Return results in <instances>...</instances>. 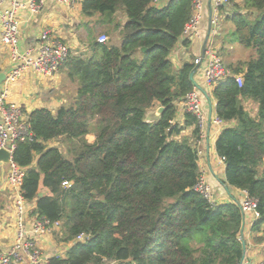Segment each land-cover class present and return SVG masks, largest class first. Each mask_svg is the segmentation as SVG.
<instances>
[{"label":"trees","instance_id":"1","mask_svg":"<svg viewBox=\"0 0 264 264\" xmlns=\"http://www.w3.org/2000/svg\"><path fill=\"white\" fill-rule=\"evenodd\" d=\"M82 0L85 16L114 22L125 13L120 44L93 41L88 53L70 55L63 67L77 83L69 105L39 108L28 116L33 140L19 141L14 161L26 169L22 193L33 213L62 221L63 240L75 241L65 257L47 264H241L245 214L236 201L212 204L197 184L201 127L186 112L191 138L176 119L178 102L197 85L186 61L171 59L193 13L192 0ZM230 9L238 42L254 50L234 77L212 88L218 117L228 123L216 150L225 183L256 198L264 224V0ZM245 9V10H244ZM243 10V11H242ZM142 47L147 50H141ZM245 100L258 104L257 116ZM164 107L157 121L148 111ZM96 136L93 142L88 134ZM62 138L67 153L49 142ZM72 182L71 187L63 181Z\"/></svg>","mask_w":264,"mask_h":264},{"label":"crops","instance_id":"2","mask_svg":"<svg viewBox=\"0 0 264 264\" xmlns=\"http://www.w3.org/2000/svg\"><path fill=\"white\" fill-rule=\"evenodd\" d=\"M10 0H8L9 2ZM23 2H31L33 0H21ZM163 1V0H162ZM207 8L204 19L200 28V35L190 39V45L184 46L181 42L173 49L171 59L176 68H179L183 62L193 61L194 58L201 56L203 43L209 28V0H206ZM242 6L243 0H235ZM214 8V0L211 1ZM231 12L230 9H227ZM225 11V10H224ZM243 11V10H242ZM230 12L224 14L221 21V30L215 37H210L214 40L219 48V52L225 65L232 69L241 65L245 61H240L237 64L233 63L236 55L234 40L232 39V27L227 24ZM121 15H116L114 22L101 20L98 16H85L82 12V0H73L71 4L61 3L59 0H45L39 11H33L26 7L20 11V48L22 51L34 49L39 45L40 35L45 28H50L54 33L64 39L71 50V53H88L93 41L98 40L102 34L108 35L110 29L116 30L114 23L123 25L127 21V16L123 12ZM118 13V14H119ZM232 13V12H231ZM233 15V14H232ZM223 16V15H222ZM121 19V23L120 20ZM232 21V20H231ZM119 26V32L120 28ZM96 31H105L101 34H96ZM120 41V36L118 37ZM110 40V38H109ZM118 41V42H119ZM247 61V60H246ZM205 63L201 64L198 71L194 75L195 82L207 91L210 96V101L205 96L204 111L206 113L205 128L202 137L197 141L192 137L193 126L185 125L186 109L182 101L178 102V111L176 119L179 124L185 125L182 130V135L187 136L196 142L198 149L202 151L199 155V166L204 175L205 180L213 187L214 195L217 203H226L237 201L240 202L246 195L244 190L229 186L225 183V163L221 162L220 156L216 150V141L222 130L235 123L225 121L221 131L214 124V119L217 117L216 99L212 94V89L208 88L204 77ZM13 69V63L10 59L9 50L1 42L0 34V73L4 72L7 75ZM2 88H7V101L19 104L25 115L29 116L31 112L39 108H50L53 111L63 105H69L77 90V83L68 78L65 68L62 66L59 72L51 77H44L33 69H29L22 77L12 81L2 83ZM1 88V89H2ZM245 107L252 116H257L258 104L245 100ZM160 103H156L153 108L148 111L147 116L149 121H157L158 109ZM153 111V115L150 113ZM2 117L0 114V122ZM96 138L94 134H88L87 139ZM7 166L0 162V251H8L16 237L15 224V209L12 204V190L7 182ZM30 207L31 218L36 216L33 213L35 202L28 203ZM244 212V211H243ZM245 221L241 233V239H244L246 248L242 264H260L264 262V224L260 229L255 230L253 226L260 217L256 218L252 212H244ZM62 229L59 232L46 234L39 238L37 245L41 250L43 257L48 261L53 256L60 255L65 257L67 251L72 247L73 241L63 240Z\"/></svg>","mask_w":264,"mask_h":264},{"label":"built area","instance_id":"3","mask_svg":"<svg viewBox=\"0 0 264 264\" xmlns=\"http://www.w3.org/2000/svg\"><path fill=\"white\" fill-rule=\"evenodd\" d=\"M61 3L71 4L73 0H59ZM168 0H154L153 5L162 7ZM193 13L190 20L186 23L182 39H191L200 35V28L205 16L207 2L206 0H192ZM45 0H33L23 2L21 0H0V34L1 42L7 47L10 59L13 63V69L7 75L6 82H12L22 77L29 69H33L44 77L55 75L65 64L71 55L68 43L57 36L50 28L43 29L39 45L34 49L22 51L20 48L21 21L19 13L26 7L33 11H39ZM235 0H214L212 31L211 35L216 36L221 30V21L223 19L219 6H234ZM98 41L107 43L109 36L102 34ZM180 43V42H179ZM205 63L204 77L208 88L212 89L220 81L229 77H234L237 83L242 85L243 75L235 73L227 67L221 57L219 48L214 40L209 38L205 56L195 59V64ZM7 88L0 91V150L5 149L10 152L11 158L7 172V182L12 190V204L15 209L16 237L11 248L6 251H0V264H47L41 250L37 245L39 238L46 234L59 232L62 229V221L51 220L49 218L30 216V207L28 201L22 193L23 179L26 169L14 161V151L19 141L33 140L34 135L31 123L25 115L22 107L13 102L7 101ZM204 93L196 86L188 92L183 104L186 111L193 113L201 127V137L205 128L206 113L204 111ZM225 121L220 117H215L214 124L221 131ZM198 147V146H197ZM202 151L199 150V155ZM224 162V157H220ZM225 163V162H224ZM63 186L71 187L72 182L65 180ZM197 190L200 191L212 204L217 203L213 187L205 180L204 175L197 184ZM238 202L244 212H252L256 218L260 217L258 211L259 200L250 197L248 193ZM237 202V201H236ZM86 234H79L75 241H84ZM60 256V255H56ZM260 264H264L261 262Z\"/></svg>","mask_w":264,"mask_h":264},{"label":"rangeland","instance_id":"4","mask_svg":"<svg viewBox=\"0 0 264 264\" xmlns=\"http://www.w3.org/2000/svg\"><path fill=\"white\" fill-rule=\"evenodd\" d=\"M243 3H244V0L242 2V6L244 5ZM226 12H230V11H228L227 9L225 11H222L223 17L225 16L224 14H226ZM118 15H121V13H119ZM229 15H232V13L230 12ZM119 20H120V23H121V19H119ZM226 22L233 29L232 30V34H233L232 39L234 40V43L233 44H234L235 51H236V55H235V59H234V62L233 63L237 64L240 61H246V60H248L253 55L254 50L252 48L245 47V46L241 45L238 42L237 38H236V35H235V25H234L233 21L227 20ZM113 29H110L111 31H110V33H108V36L110 38L109 41L112 42L115 45H119L120 44V41L118 39V37L120 36L119 29L118 30H113ZM99 32H101V31H96V34L99 35L103 31L101 33H99ZM75 54H79V53H75ZM71 55H73V53H71ZM224 61L228 62L226 58H225ZM150 115H153V111L150 113ZM147 118H150V116H148ZM89 137H90V139L92 141L94 140V138H92V135H90ZM49 144L50 145H53V146H58L64 153H67V145L64 143V141H63L62 138L55 139V140L49 142ZM105 264H117V263L116 262L107 261V262H105Z\"/></svg>","mask_w":264,"mask_h":264},{"label":"water","instance_id":"5","mask_svg":"<svg viewBox=\"0 0 264 264\" xmlns=\"http://www.w3.org/2000/svg\"><path fill=\"white\" fill-rule=\"evenodd\" d=\"M211 1L212 0H209V28H208V31H207V35L205 37V40H204V43H203V49H202V53H201V58L202 60L204 59V56H205V50H206V47H207V44H208V41H209V38H210V35H211V31H212V18H213V6L211 4ZM141 50L145 51L147 50V48L145 47H142ZM201 64H198L196 65V67L193 69V71L191 72L190 74V77L192 80H194V75L196 74V72L198 71L199 67H200ZM7 78V74L2 72L0 73V91H1V88H2V83L6 80ZM195 81V80H194ZM195 84L197 85V87L206 95V97L208 98V100L210 101V96L208 95L207 91H205L201 86H199L196 82ZM164 111V107L161 106L159 107L158 109V115ZM160 117V116H159ZM10 158H11V154L9 151L5 150V149H1L0 150V162H2L4 165L7 166V169H8V166H9V163H10ZM243 243H244V248H246V244H245V241L244 239H242ZM245 258V257H244ZM243 258V260H244ZM243 260L241 262V264L243 263Z\"/></svg>","mask_w":264,"mask_h":264},{"label":"bare ground","instance_id":"6","mask_svg":"<svg viewBox=\"0 0 264 264\" xmlns=\"http://www.w3.org/2000/svg\"><path fill=\"white\" fill-rule=\"evenodd\" d=\"M40 40V39H39Z\"/></svg>","mask_w":264,"mask_h":264}]
</instances>
